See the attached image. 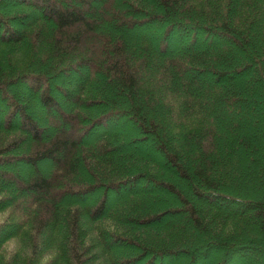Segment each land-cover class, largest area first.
I'll use <instances>...</instances> for the list:
<instances>
[{
  "label": "trees",
  "instance_id": "trees-1",
  "mask_svg": "<svg viewBox=\"0 0 264 264\" xmlns=\"http://www.w3.org/2000/svg\"><path fill=\"white\" fill-rule=\"evenodd\" d=\"M0 103V264H264V0H0Z\"/></svg>",
  "mask_w": 264,
  "mask_h": 264
},
{
  "label": "rangeland",
  "instance_id": "rangeland-1",
  "mask_svg": "<svg viewBox=\"0 0 264 264\" xmlns=\"http://www.w3.org/2000/svg\"><path fill=\"white\" fill-rule=\"evenodd\" d=\"M140 34H142V35H144V36H148L149 37V31H144V33L143 32H139ZM147 34V35H146ZM194 36H196V34H195V32L193 31V32H190V34H189V37L187 38V40L186 41H192V39H193V37ZM229 44L230 43V41H227V42H223L222 44ZM205 45H200V44H198V45H196V47L198 48V49H202L203 47H204ZM238 46V45H237ZM86 73H85V71H84V75H85ZM82 80V77L81 78H79V79H76V78H73V77H70L69 78V82H72V83H74V84H77L78 82H80ZM0 104H2V103H0ZM31 106H32V108L34 109V111L38 114V117H39V119H40V121H41V125H43L45 128H49L51 131H53V128H52V124H51V122L48 120V118L46 117V115L44 114V113H42L41 112V110L32 102L31 104H30ZM0 111H1V113H3V110L1 109V105H0ZM238 115V114H237ZM239 116V115H238ZM126 119V121L123 123V124H119L118 125V127H123V128H125L128 132H130L131 134H134V133H136V125H135V123L134 122H131L130 120H129V116H127V117H125ZM255 126H257V124H249L248 125V129H250V130H252ZM143 149L145 150V151H149L150 149L148 148V147H143ZM153 156L159 161V162H163V159H162V157H161V155L160 154H157V153H154L153 154ZM164 163V162H163ZM9 166H12L14 169H16V171H18L22 176H24V177H26L27 175H26V173H24V169H23V167L21 166V164H19V165H17V164H12V165H9ZM139 189H141V188H144L145 189V187L144 186H139L138 187ZM155 188H157V187H155ZM157 191H159V192H165V189L164 188H157L156 189ZM182 213H183V211H182ZM181 214V212L179 213V214H177L178 216ZM3 217L4 216H0V221L3 219ZM176 216H170V217H168V218H175ZM258 254H260V252L258 253ZM180 258H175L174 260H173V263H178L180 260H179ZM247 264H253V263H256V264H263L262 263V260L260 259V258H253V259H250V260H248L247 262H246Z\"/></svg>",
  "mask_w": 264,
  "mask_h": 264
}]
</instances>
